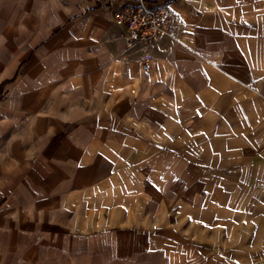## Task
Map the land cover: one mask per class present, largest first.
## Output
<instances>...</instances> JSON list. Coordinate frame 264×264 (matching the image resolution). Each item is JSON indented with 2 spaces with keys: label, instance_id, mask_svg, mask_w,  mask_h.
I'll return each instance as SVG.
<instances>
[{
  "label": "crops",
  "instance_id": "obj_1",
  "mask_svg": "<svg viewBox=\"0 0 264 264\" xmlns=\"http://www.w3.org/2000/svg\"><path fill=\"white\" fill-rule=\"evenodd\" d=\"M134 1L0 0V264H264V0Z\"/></svg>",
  "mask_w": 264,
  "mask_h": 264
},
{
  "label": "built area",
  "instance_id": "obj_2",
  "mask_svg": "<svg viewBox=\"0 0 264 264\" xmlns=\"http://www.w3.org/2000/svg\"><path fill=\"white\" fill-rule=\"evenodd\" d=\"M113 18L124 27L126 47H152L170 31V15L162 0H135L124 4L113 13ZM142 68L147 69V65L143 64Z\"/></svg>",
  "mask_w": 264,
  "mask_h": 264
},
{
  "label": "rangeland",
  "instance_id": "obj_3",
  "mask_svg": "<svg viewBox=\"0 0 264 264\" xmlns=\"http://www.w3.org/2000/svg\"><path fill=\"white\" fill-rule=\"evenodd\" d=\"M19 18H16V21L18 20ZM3 20V18H0V21H2ZM0 26L2 27L3 25L0 23ZM1 27H0V29H1ZM0 95H1V91H0Z\"/></svg>",
  "mask_w": 264,
  "mask_h": 264
}]
</instances>
